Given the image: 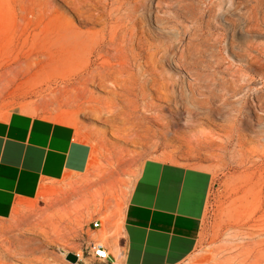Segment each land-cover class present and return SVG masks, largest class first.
I'll return each mask as SVG.
<instances>
[{"label": "rangeland", "instance_id": "rangeland-1", "mask_svg": "<svg viewBox=\"0 0 264 264\" xmlns=\"http://www.w3.org/2000/svg\"><path fill=\"white\" fill-rule=\"evenodd\" d=\"M116 1L0 0V116L21 109L66 121L92 146L87 171L43 185L0 221V263L77 264L65 257L74 252L110 264L90 255V243H120L141 163L155 157L213 174L197 244L178 264H240L238 214L250 193L225 134L235 121L234 130L264 137V0L134 1L144 35L169 44L180 63L165 62V72L193 85L194 96L176 100L132 94L148 69L143 54L115 79L79 81L107 58L121 61L104 38ZM254 111L261 118L248 128Z\"/></svg>", "mask_w": 264, "mask_h": 264}, {"label": "crops", "instance_id": "crops-1", "mask_svg": "<svg viewBox=\"0 0 264 264\" xmlns=\"http://www.w3.org/2000/svg\"><path fill=\"white\" fill-rule=\"evenodd\" d=\"M91 153L69 122L21 109L0 116V221L36 198L43 185L87 171ZM212 182L207 167L144 159L124 209L120 243L106 245L103 261L180 263L197 244ZM77 264L91 263L80 257Z\"/></svg>", "mask_w": 264, "mask_h": 264}, {"label": "bare ground", "instance_id": "bare-ground-1", "mask_svg": "<svg viewBox=\"0 0 264 264\" xmlns=\"http://www.w3.org/2000/svg\"><path fill=\"white\" fill-rule=\"evenodd\" d=\"M134 1H116L117 4L112 9L114 20L106 28L107 32L104 34V38H107L106 52L114 51V54L119 55L121 61L118 64L111 63L107 58L102 61V66H95L89 72L82 71L79 81L84 84L98 81L97 83L102 84L108 76L107 73L113 75V79H115L120 75L122 66L132 61L136 63L143 54L148 69H141L144 80L141 81L139 92L134 90L133 95L139 94L143 99L152 98L151 94L147 92L149 91L147 89H151L158 98L165 100H169L171 97L176 100L178 97L194 96L195 91L191 83L185 86L184 83H179L174 80L173 76L165 72V62L172 61L175 66H179L180 63L174 52H171L169 44L162 40L151 41L144 35L139 26L140 21L136 18L138 6ZM122 8L125 11L119 14ZM255 118L261 117L248 114L242 124L250 128V124L256 120ZM234 124L235 121H232L226 128L225 137L227 142L233 138L236 139V156L238 163L246 166V186H249L248 192L250 193V195L247 193L250 199L246 198L248 204H242L238 214V227L247 238L239 246V262L240 264H256L260 256L264 258V137L256 138L246 135L241 132L240 128L234 130ZM256 141L258 144H249L250 142L256 143Z\"/></svg>", "mask_w": 264, "mask_h": 264}, {"label": "built area", "instance_id": "built-area-1", "mask_svg": "<svg viewBox=\"0 0 264 264\" xmlns=\"http://www.w3.org/2000/svg\"><path fill=\"white\" fill-rule=\"evenodd\" d=\"M101 226L102 222L98 218L92 222L93 228H101ZM90 255L96 259L105 260L109 257V251L103 241L95 239L90 243ZM77 256L79 257V253H77Z\"/></svg>", "mask_w": 264, "mask_h": 264}, {"label": "water", "instance_id": "water-1", "mask_svg": "<svg viewBox=\"0 0 264 264\" xmlns=\"http://www.w3.org/2000/svg\"><path fill=\"white\" fill-rule=\"evenodd\" d=\"M65 257L71 262H76L78 260V256L74 252H67Z\"/></svg>", "mask_w": 264, "mask_h": 264}]
</instances>
